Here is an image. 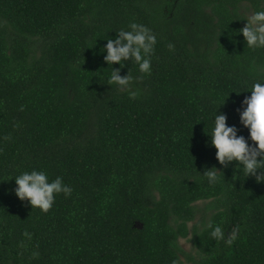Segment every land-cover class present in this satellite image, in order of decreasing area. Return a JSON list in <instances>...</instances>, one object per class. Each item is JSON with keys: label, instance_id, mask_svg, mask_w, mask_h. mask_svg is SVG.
Masks as SVG:
<instances>
[{"label": "trees", "instance_id": "16d2710c", "mask_svg": "<svg viewBox=\"0 0 264 264\" xmlns=\"http://www.w3.org/2000/svg\"><path fill=\"white\" fill-rule=\"evenodd\" d=\"M259 7L0 0V264H264V181L236 161L215 185L200 173L221 168L206 132L224 98L218 110L248 136L236 109L264 79V48L236 31ZM133 21L157 37L150 73L122 62L135 99L107 84L101 51ZM32 169L71 194L47 211L21 201L13 176Z\"/></svg>", "mask_w": 264, "mask_h": 264}, {"label": "clouds", "instance_id": "9594fccd", "mask_svg": "<svg viewBox=\"0 0 264 264\" xmlns=\"http://www.w3.org/2000/svg\"><path fill=\"white\" fill-rule=\"evenodd\" d=\"M261 4H264V0H261ZM241 19L246 22L236 32L242 34L246 45L254 50L264 48V7L245 14ZM116 33L114 38L106 39L107 43L101 50L106 53L103 60L107 66L112 67L105 81L135 99L137 92L132 89L135 78L129 72L120 74L125 66L122 62L132 60L138 66L139 72L150 73L157 37L149 27L134 21L127 25V29L121 28ZM167 46L169 49L173 47L171 43ZM114 63L119 67H113ZM250 90L251 94L245 96L236 109L239 124L248 130L247 137L241 134L240 127L227 122L226 112L218 110L226 98L211 115L212 126L210 132L206 133L210 136L209 143L216 150L215 158L221 168L213 165L205 167L202 172L199 171L210 185L219 182L221 174L224 179L223 168L233 161L237 162L239 174L242 171L245 177L252 176L258 182L264 181L260 179L264 177V79L256 80ZM13 177L16 185L13 191L16 197L27 201L32 208L37 207L42 211L52 207L56 195L63 193L67 197L72 192L71 186L64 183L62 176L58 175L50 180L44 170H26ZM236 178L238 177L234 175L233 179ZM205 227L211 230L212 238L224 237V230L220 225L208 222ZM37 255L38 253L33 252V256Z\"/></svg>", "mask_w": 264, "mask_h": 264}, {"label": "rangeland", "instance_id": "374dc122", "mask_svg": "<svg viewBox=\"0 0 264 264\" xmlns=\"http://www.w3.org/2000/svg\"><path fill=\"white\" fill-rule=\"evenodd\" d=\"M199 216H200V214L197 215V218H199ZM192 224H193V222H190L189 226H191ZM180 243L186 252H192L193 251L192 244L190 243V241L188 239H186V238L180 239ZM182 259L184 260L183 262H185V264H187L185 256H182Z\"/></svg>", "mask_w": 264, "mask_h": 264}]
</instances>
